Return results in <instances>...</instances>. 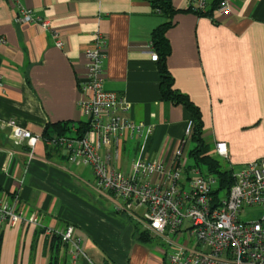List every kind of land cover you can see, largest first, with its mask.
<instances>
[{
	"label": "crops",
	"instance_id": "crops-1",
	"mask_svg": "<svg viewBox=\"0 0 264 264\" xmlns=\"http://www.w3.org/2000/svg\"><path fill=\"white\" fill-rule=\"evenodd\" d=\"M189 1L172 3L187 10ZM229 1V16H174L166 32L167 67L174 86L200 107L211 152L217 154L218 141L226 142L229 156H217L235 171L264 158V0ZM21 7L49 20L50 27L17 22ZM164 20L148 0H0V198L18 195L17 207L37 213L44 225L0 222V264H71L70 246L45 232L69 224L97 264H163V248L148 246L155 237H138L146 207L101 189L90 166L70 161L43 135L48 128L50 138L57 136L52 125L68 123L61 136L78 137L79 123L88 122L79 107L87 76L84 52L100 33L108 44L103 87L128 100L125 115L144 128L125 132L118 147L103 146L102 158L123 173L139 155L171 161L189 114L161 96L152 32ZM11 123L42 139L34 149L27 141L16 143ZM149 126L153 132L147 135ZM188 166L186 174L196 168ZM77 261L88 264L82 257Z\"/></svg>",
	"mask_w": 264,
	"mask_h": 264
},
{
	"label": "built area",
	"instance_id": "built-area-1",
	"mask_svg": "<svg viewBox=\"0 0 264 264\" xmlns=\"http://www.w3.org/2000/svg\"><path fill=\"white\" fill-rule=\"evenodd\" d=\"M189 7L221 16L232 14L229 0H190ZM17 22L35 23L44 28L50 22L33 15L31 9L21 7ZM57 35V34H55ZM5 38L0 36V44ZM56 45L63 46L57 39ZM107 42L97 34L94 45L84 52L87 76L81 84L82 98L79 107L90 123L89 130L80 137L58 136L47 139L50 145L62 147L70 161L90 166L101 189L109 190L135 207H146L142 223L146 231L160 239L163 245V264H264V158L250 161L234 171L235 182L229 192L221 197L215 194L218 180L204 175L199 168L189 175L184 172V154L193 125L189 121L185 135L169 162L150 160L139 155L128 173L112 169L100 154L103 146L120 144L125 132L141 133L143 124L125 115L131 103L117 92L103 87L104 60ZM157 60V54L153 56ZM12 124L16 143L27 141L34 149L42 136ZM147 135L152 134L149 126ZM215 152L229 156L226 142L218 141ZM142 153V152H141ZM108 160L111 156L108 155ZM194 174V176H193ZM18 195L12 199L0 198V222L31 223L44 228L41 216L27 215L17 206ZM260 208L258 218L244 221L240 216L251 208ZM46 234L58 236L70 246L71 264L82 257L88 264H97L87 254L84 240L69 224L63 230L46 228Z\"/></svg>",
	"mask_w": 264,
	"mask_h": 264
},
{
	"label": "trees",
	"instance_id": "trees-1",
	"mask_svg": "<svg viewBox=\"0 0 264 264\" xmlns=\"http://www.w3.org/2000/svg\"><path fill=\"white\" fill-rule=\"evenodd\" d=\"M154 10L159 12L164 17V22L158 25L152 32V45L157 54V63L161 75V96L165 101H169L175 105H182L189 114V121L192 122L193 131L190 140L194 143V147L189 151V157L193 160L187 170L196 167L202 172L201 167L205 168L204 175L214 176L218 180V187L215 194H227L235 182L234 169L223 164L219 159L213 156L209 144L204 139V121L202 111L196 105L188 94L178 90L174 85V78L167 67V57L171 53L170 42L166 36L167 30L174 25V16L179 11L193 12L199 16H212L214 7L207 12H201L193 7L188 9H177L174 7L172 0H148ZM58 133V137L64 135L68 130V123H56L52 125ZM90 128V123L80 122L78 127V137L83 136ZM47 139L51 137L48 133V128L44 132ZM53 138V136H52ZM189 175L190 173L187 172ZM139 239L143 242H148L152 239L151 233L143 230L139 231ZM2 237L0 236V244Z\"/></svg>",
	"mask_w": 264,
	"mask_h": 264
},
{
	"label": "rangeland",
	"instance_id": "rangeland-1",
	"mask_svg": "<svg viewBox=\"0 0 264 264\" xmlns=\"http://www.w3.org/2000/svg\"><path fill=\"white\" fill-rule=\"evenodd\" d=\"M194 147V143L191 141V140H188L187 142V145H186V148H185V158L183 159L184 161V164H193V160L189 157V151L190 149H192ZM213 156H215L217 159H219V157L217 156V154L213 153ZM223 164L225 163L221 158L219 159ZM226 164V163H225ZM202 169V172L205 173V168L204 167H201ZM194 176V174H193ZM226 194L224 193H221L220 196L223 197L225 196ZM143 212V209H141L139 211V213L141 214ZM263 211L260 209V208H257V207H254V208H251V209H248L246 212H244L240 218L244 221H248V220H252V219H256L259 217L260 214H262ZM144 215V214H143ZM161 243L160 239L155 237L153 238L152 242L148 244V246L152 249V251L154 250L155 247L157 246H160L163 248V245ZM159 244V245H158ZM162 255V253H161Z\"/></svg>",
	"mask_w": 264,
	"mask_h": 264
}]
</instances>
